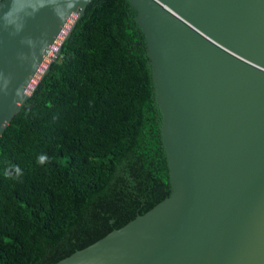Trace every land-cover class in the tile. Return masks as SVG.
I'll return each mask as SVG.
<instances>
[{"label":"water","instance_id":"95a60500","mask_svg":"<svg viewBox=\"0 0 264 264\" xmlns=\"http://www.w3.org/2000/svg\"><path fill=\"white\" fill-rule=\"evenodd\" d=\"M90 1L72 9L65 38ZM129 2L147 43L171 193L52 264H264V0ZM18 6L34 15L17 35L0 27V88L11 82L0 90V135L69 5Z\"/></svg>","mask_w":264,"mask_h":264},{"label":"trees","instance_id":"16d2710c","mask_svg":"<svg viewBox=\"0 0 264 264\" xmlns=\"http://www.w3.org/2000/svg\"><path fill=\"white\" fill-rule=\"evenodd\" d=\"M161 120L129 0H91L0 135V264H52L168 196Z\"/></svg>","mask_w":264,"mask_h":264},{"label":"clouds","instance_id":"9594fccd","mask_svg":"<svg viewBox=\"0 0 264 264\" xmlns=\"http://www.w3.org/2000/svg\"><path fill=\"white\" fill-rule=\"evenodd\" d=\"M68 7L65 11V14L63 16H59L61 20H64L67 18L68 15L72 14V9L77 8V6L80 4V0H67ZM38 11V9H37ZM33 12L28 11H21L18 6V0H7L6 3L0 4V27L4 29H11L12 35H17L19 32L23 31L25 27V22L27 17L33 16ZM11 82L9 81V84ZM8 85H5L3 88H0V90L4 91L5 93L8 90ZM24 91L22 87H19L16 89V96L20 97V99L23 98ZM48 161V157L46 155H41L38 157V162L40 164H44ZM16 176L19 177L22 175V171L18 166H15ZM6 176L10 175L9 171H6Z\"/></svg>","mask_w":264,"mask_h":264},{"label":"bare ground","instance_id":"6f19581e","mask_svg":"<svg viewBox=\"0 0 264 264\" xmlns=\"http://www.w3.org/2000/svg\"><path fill=\"white\" fill-rule=\"evenodd\" d=\"M77 15H78V12L72 11V14L67 16L62 28L59 30L58 34L56 35L53 43H51L49 45L46 53L43 55V58H42L41 62L39 63L38 68L36 70V73L34 75V78H33L34 80H37V78H39V76L43 72L45 66L50 61L52 55L54 54L55 50L57 49L58 45L60 44L62 38L71 28V25L73 24ZM34 80H31L30 84L28 85L27 92L31 89V86L34 84L33 83Z\"/></svg>","mask_w":264,"mask_h":264},{"label":"built area","instance_id":"2783aa9c","mask_svg":"<svg viewBox=\"0 0 264 264\" xmlns=\"http://www.w3.org/2000/svg\"><path fill=\"white\" fill-rule=\"evenodd\" d=\"M0 1H1V0H0ZM69 30H70V29H69ZM67 33H68V32H67ZM67 33H66V34H67ZM66 34H65L64 37L62 38L60 44L58 45L57 49L55 50V52H54V54L52 55V57H51L50 61L48 62V64H49L50 62H52V58L55 56V53H56V51L58 50L59 46L61 45L62 41L64 40ZM49 45H50V44H49ZM49 45L47 46V48H45V53H46V51H47ZM45 53H44V54H45ZM48 64H47V65H48ZM47 65L45 66V68L47 67ZM45 68H44V70H45ZM44 70H43V72H44ZM43 72L41 73V75L43 74ZM41 75L39 76V78H37V80L32 79V80H34V82H33L34 84L31 86V89H30L28 92H31V91L33 90V88L36 86L38 80L41 78ZM33 78H34V77H33Z\"/></svg>","mask_w":264,"mask_h":264}]
</instances>
